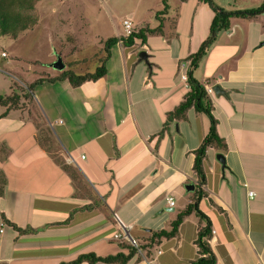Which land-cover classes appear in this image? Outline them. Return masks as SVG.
Masks as SVG:
<instances>
[{
    "label": "crops",
    "instance_id": "0c3cea01",
    "mask_svg": "<svg viewBox=\"0 0 264 264\" xmlns=\"http://www.w3.org/2000/svg\"><path fill=\"white\" fill-rule=\"evenodd\" d=\"M155 13L149 23L135 13L121 22L130 20L133 31L155 29ZM212 17L198 0H169L160 33L140 44L146 62L137 61L136 42L128 48L118 43L103 77L77 87L43 82L32 91L33 117L11 110L0 118V264L113 256L129 245L114 239L117 223L130 228L138 246L146 245L194 199L210 224L214 264H264V14L232 18L192 74L203 86L226 90V96H208L226 149L206 150L200 188L192 165L208 119L191 108L184 120L166 123L188 91L180 77ZM250 22L257 26L254 39L247 33ZM64 163L76 180L63 171ZM190 184L194 190L185 191ZM204 225L193 212L174 237L139 248L141 255L136 250L125 264H192Z\"/></svg>",
    "mask_w": 264,
    "mask_h": 264
},
{
    "label": "rangeland",
    "instance_id": "374dc122",
    "mask_svg": "<svg viewBox=\"0 0 264 264\" xmlns=\"http://www.w3.org/2000/svg\"><path fill=\"white\" fill-rule=\"evenodd\" d=\"M262 1L211 0L215 6L230 11L257 8ZM161 9V0H37L33 9L35 23L17 33L14 40L0 37V95L9 96L12 88L21 94L25 82L57 74L52 68L57 57L64 69L76 75L93 73L96 61L103 57L102 42L116 33L123 34L120 24L123 17L135 13L149 23L154 20L150 13ZM250 24L247 33L254 39L257 26L254 22ZM236 38L231 41H237ZM136 43L138 53L141 43ZM33 106V100L24 98L16 110L30 118L36 113ZM4 112L5 108L0 107V115ZM130 236L134 238L133 234Z\"/></svg>",
    "mask_w": 264,
    "mask_h": 264
},
{
    "label": "trees",
    "instance_id": "16d2710c",
    "mask_svg": "<svg viewBox=\"0 0 264 264\" xmlns=\"http://www.w3.org/2000/svg\"><path fill=\"white\" fill-rule=\"evenodd\" d=\"M36 1L37 0H0V37H9L14 40L17 33L23 32L33 25L35 23L33 9ZM168 1L169 0H162V9L155 13V18L159 21V24L155 29H149L144 26L137 31H132L126 38L110 37L103 41L101 49L103 57L96 61L97 67L93 73L76 75L71 70L63 69L61 71H57L55 77H39L30 84H24V90L21 94H18L16 90L12 88V93L9 96L0 95V107L5 108V111L7 112L16 110L19 107L21 99L25 98L32 100L33 88L43 82L51 84L58 81H67L70 86L77 87L84 82L96 81L97 79L103 77L106 73V63L110 58V49L113 46L120 43L122 46L128 48L137 41L141 44H145L147 35L160 33L162 29V20H160V18L166 15L168 10ZM198 1L209 7L213 13V17L209 25L208 36L201 42L197 50L187 58L188 68L186 71V84L188 85V91L185 94L183 101L179 103V105L176 106L172 112L167 114L166 123L184 120L187 110L191 108L196 113L205 115L208 119L209 125L207 133L202 139L199 147L194 151V160L192 165V170L197 177V187L200 188V186L204 183L203 159L205 157L206 150L208 148H213L218 151H224L226 146L223 143V140L216 133V122L211 115V103L208 96L205 94L204 86L196 81L192 74L197 69L202 57L216 41L218 33L227 31L230 28V20L232 18L251 20L264 14V0L257 8L238 11H226L215 6L211 0ZM7 112L2 113L0 118L6 116ZM62 169L71 180H76V171L70 165L64 163ZM2 185L3 181L0 177V196H2ZM197 194L198 197L202 195L199 190L197 191ZM193 212L199 217V220H203L205 222V225L200 228L197 233L195 243L198 248L199 257L192 264H214V256L212 255L207 243L211 233L210 224L206 217L199 212L197 208V199H194L190 204L186 205L185 208L176 215V218L170 223L168 230L152 232L148 243L146 245L139 244L138 247L145 249L147 248V245L149 246V244L155 243L161 238L169 239L174 237L182 220ZM121 247L123 251L113 256L99 257L94 254H82L77 256L73 261L63 264H81L82 262H86L88 264H94L96 262L106 264H125L136 253V249L130 245H122Z\"/></svg>",
    "mask_w": 264,
    "mask_h": 264
},
{
    "label": "built area",
    "instance_id": "2783aa9c",
    "mask_svg": "<svg viewBox=\"0 0 264 264\" xmlns=\"http://www.w3.org/2000/svg\"><path fill=\"white\" fill-rule=\"evenodd\" d=\"M121 26L123 29V35L121 36V38H126L133 31L132 22L128 19H124L121 22ZM2 56H4L3 53H2ZM180 80H182L184 82L185 86L188 87V85L186 84V76L185 75H182L180 77ZM204 91H205V94L207 96H210L213 93L212 87H209V86H204ZM80 158L82 159V158H84V156L81 155ZM65 161L67 163H72L73 159L68 156V157H66ZM253 195H254L253 192H247L248 198H252ZM167 205L173 206L172 198L167 199ZM117 224H118V230H117V233L114 235V239L116 241H122V242L128 243L130 246H132L133 248H135L138 251L139 255H141V252L139 251L138 245L131 239V237L129 235L130 228L128 226H124L120 223H117Z\"/></svg>",
    "mask_w": 264,
    "mask_h": 264
},
{
    "label": "water",
    "instance_id": "95a60500",
    "mask_svg": "<svg viewBox=\"0 0 264 264\" xmlns=\"http://www.w3.org/2000/svg\"><path fill=\"white\" fill-rule=\"evenodd\" d=\"M146 58H147V55L144 51H141L137 54V61L140 62V61H143V62H146ZM52 68L56 71H61L64 69V64L62 63L60 57H57L56 58V61L52 64ZM212 91H213V94L215 96H218V95H222V96H226V90L220 88L219 86L215 85L213 86L212 88ZM216 161L218 162V164L220 165L221 169L224 168V158H223V155L222 154H217L216 157H215ZM185 191L187 192H191L194 190V187L193 185H186L184 187Z\"/></svg>",
    "mask_w": 264,
    "mask_h": 264
}]
</instances>
